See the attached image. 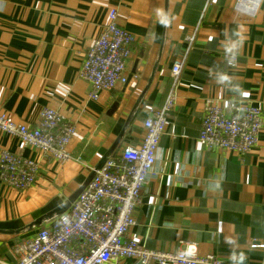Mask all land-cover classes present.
Returning <instances> with one entry per match:
<instances>
[{
    "label": "crops",
    "instance_id": "1",
    "mask_svg": "<svg viewBox=\"0 0 264 264\" xmlns=\"http://www.w3.org/2000/svg\"><path fill=\"white\" fill-rule=\"evenodd\" d=\"M112 9L133 37L127 82L93 100L78 73ZM231 55L236 67L227 69ZM171 90L175 103L129 238L158 252L193 245L224 264H264V0H0V113L36 127L43 108L55 111L75 127L67 151L78 160L41 161L24 191L0 181V264H16L15 245L46 223L22 231L27 225L73 198L138 103L113 153L140 144L144 120ZM207 101L227 112L259 107L257 147L239 154L200 144ZM2 151L36 157L0 132Z\"/></svg>",
    "mask_w": 264,
    "mask_h": 264
},
{
    "label": "built area",
    "instance_id": "2",
    "mask_svg": "<svg viewBox=\"0 0 264 264\" xmlns=\"http://www.w3.org/2000/svg\"><path fill=\"white\" fill-rule=\"evenodd\" d=\"M244 7L248 9V5ZM132 42V35L118 23L116 11L110 10L99 35L86 50L78 73L90 86V99L96 100L101 92H110L127 82L125 71ZM225 66L234 69L236 57L227 56ZM181 68V60H175L171 67L174 82ZM174 103L171 90L164 105L144 120L139 145H126L109 156L64 213L15 245L16 264H224L212 255L200 256L193 245L158 252L129 238ZM262 125V111L257 106L241 103L227 112L217 101H207L198 141L208 149L246 154L257 147ZM0 132L18 137L36 154L24 158L8 151L0 153V181L14 190L24 191L36 183L41 161H78L67 151L75 127L49 108L40 111L36 127L16 123L0 113ZM260 247L264 249V245Z\"/></svg>",
    "mask_w": 264,
    "mask_h": 264
},
{
    "label": "water",
    "instance_id": "3",
    "mask_svg": "<svg viewBox=\"0 0 264 264\" xmlns=\"http://www.w3.org/2000/svg\"><path fill=\"white\" fill-rule=\"evenodd\" d=\"M139 104V103H138ZM137 104V105H138ZM136 105V107H137ZM136 107L133 109V111L130 113L125 126L123 127L121 133L118 135L116 141L114 142V144L112 145V147L108 150V152L104 155V157L102 158V160L100 161L99 165L92 171V173L90 174L88 180L85 182V184L75 193V195L73 196V198L66 202L65 204L61 205L60 207L48 212L47 214L41 216L40 218H38L36 221H34L33 223L27 225L22 231H31L35 228H39L42 224L50 222L51 220L55 219L56 217H58L59 215H61L62 213H64L67 208L69 207V205L78 197V195L85 189V187L89 184V182L91 181L94 173L99 170L103 164L105 163V161L108 159L109 156L112 155V153L117 149L118 143L120 142L125 129L127 127V125L129 124L130 120L133 117L134 111L136 109ZM71 202V203H70Z\"/></svg>",
    "mask_w": 264,
    "mask_h": 264
}]
</instances>
